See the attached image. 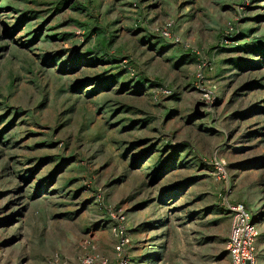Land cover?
<instances>
[{"label": "rangeland", "instance_id": "obj_1", "mask_svg": "<svg viewBox=\"0 0 264 264\" xmlns=\"http://www.w3.org/2000/svg\"><path fill=\"white\" fill-rule=\"evenodd\" d=\"M237 204L264 264V0H0V264H230Z\"/></svg>", "mask_w": 264, "mask_h": 264}, {"label": "built area", "instance_id": "obj_2", "mask_svg": "<svg viewBox=\"0 0 264 264\" xmlns=\"http://www.w3.org/2000/svg\"><path fill=\"white\" fill-rule=\"evenodd\" d=\"M173 28L174 22L169 20L163 26L154 29L153 32L163 40L181 44V40L173 35ZM202 64L203 65L200 66L201 71L197 77L199 85L203 89L206 64ZM157 89H160L159 91H161L163 95L170 94V91L163 90V88ZM204 99L206 101H212L213 103L211 92H206L204 94ZM216 166L221 170L219 164H216ZM229 209L232 215V227L227 246L230 264H258L257 239L259 237V230L253 214L242 204L229 207ZM109 217L116 219L113 214H110ZM123 221L124 217L121 215L118 217L117 221L111 219V222L114 223L113 233L118 240L116 251L121 259L120 264H132L130 258L126 255V250L130 245V239L122 228ZM88 264H108V261L104 259L101 261H93L90 259V263L88 262Z\"/></svg>", "mask_w": 264, "mask_h": 264}, {"label": "trees", "instance_id": "obj_3", "mask_svg": "<svg viewBox=\"0 0 264 264\" xmlns=\"http://www.w3.org/2000/svg\"><path fill=\"white\" fill-rule=\"evenodd\" d=\"M95 35H96V40H97V43L98 45L103 48L104 50L107 49V46H108V41L109 39L106 37V36H103L102 33L100 32H94ZM94 35V34H93ZM88 37V36H87ZM160 38V37H159ZM230 39V38H229ZM175 44V43H174ZM177 45V44H176ZM190 53H192L193 56H195L197 59H198V55L193 52V51H190ZM122 59V58H121ZM156 88H162V86L160 84L156 85Z\"/></svg>", "mask_w": 264, "mask_h": 264}, {"label": "water", "instance_id": "obj_4", "mask_svg": "<svg viewBox=\"0 0 264 264\" xmlns=\"http://www.w3.org/2000/svg\"><path fill=\"white\" fill-rule=\"evenodd\" d=\"M199 106V105H198ZM198 106L196 107V112L199 113V109H198Z\"/></svg>", "mask_w": 264, "mask_h": 264}]
</instances>
